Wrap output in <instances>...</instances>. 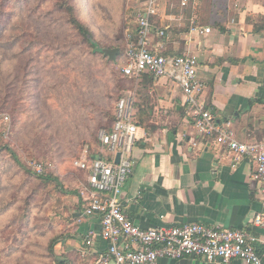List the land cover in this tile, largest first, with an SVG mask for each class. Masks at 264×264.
Segmentation results:
<instances>
[{
	"label": "crops",
	"instance_id": "crops-1",
	"mask_svg": "<svg viewBox=\"0 0 264 264\" xmlns=\"http://www.w3.org/2000/svg\"><path fill=\"white\" fill-rule=\"evenodd\" d=\"M151 19V50L167 57L196 56L205 106L219 120L230 121L238 140L264 141V0H187L185 5L181 0H157ZM194 25L211 31H192ZM139 78L149 87L151 123L157 127L137 130L133 170L118 194L124 213L142 228L195 221L244 229L256 237L254 245L264 264V227L253 223L262 207L258 186L252 184L253 160L236 158L184 122L183 95L174 80ZM90 229L99 231L96 217L78 224L72 248H81ZM104 245L97 236L87 251L96 260ZM154 264L225 263L194 255L158 258Z\"/></svg>",
	"mask_w": 264,
	"mask_h": 264
},
{
	"label": "rangeland",
	"instance_id": "rangeland-1",
	"mask_svg": "<svg viewBox=\"0 0 264 264\" xmlns=\"http://www.w3.org/2000/svg\"><path fill=\"white\" fill-rule=\"evenodd\" d=\"M32 1L35 4L21 3L22 13L34 12L37 0ZM74 1L79 17L93 31L98 51L115 47L124 51L144 0ZM39 12L29 22L45 38L51 37V30L57 34L53 49L7 52L1 61L12 105L0 109V264H52L55 255L72 264H96L86 244L79 249L70 244L80 224L78 196L61 194L52 184L29 176L3 148L14 150L27 171L51 173L66 189L80 192L87 172L75 161L88 159L89 150H101L105 114L118 97L133 90L120 89L117 82V75L124 77L121 58L111 63L90 53L77 37H66L64 29L54 26L56 20L50 26V17ZM65 37L73 42L69 48L59 42ZM56 44L63 49H55ZM29 88L37 89L36 95H30ZM51 240L58 241L52 251Z\"/></svg>",
	"mask_w": 264,
	"mask_h": 264
},
{
	"label": "built area",
	"instance_id": "built-area-1",
	"mask_svg": "<svg viewBox=\"0 0 264 264\" xmlns=\"http://www.w3.org/2000/svg\"><path fill=\"white\" fill-rule=\"evenodd\" d=\"M187 0H181L185 5ZM157 12V0H146L144 10L138 14L136 40L127 43L126 58L121 66L125 76L138 77L150 73L156 78L175 81L183 95L184 122L191 125L197 135L213 138L236 158L248 157L254 162L251 178L258 186L261 210L253 223L264 227V141L244 142L236 138L231 123L219 120L201 99L204 84L197 78L198 59L191 54L167 57L150 48L152 30L149 16ZM192 31L209 33L210 28ZM163 35V31H159ZM134 94L128 91L115 105L116 120L110 133L102 132L100 143L106 148L109 159L82 158L75 165L87 172L86 185L79 192L83 202L79 223L86 218L99 220V231L90 229L83 248L99 237L104 247L98 252L96 264H154L158 258L173 260L184 256L199 255L208 262L237 264H263L257 253L256 237L244 229L224 228L195 221L181 222L173 226L142 228L124 213L118 202V194L132 173L131 150L137 140L139 126L132 120ZM6 118V117H5ZM119 160L115 162V155ZM39 172V169H37Z\"/></svg>",
	"mask_w": 264,
	"mask_h": 264
},
{
	"label": "trees",
	"instance_id": "trees-1",
	"mask_svg": "<svg viewBox=\"0 0 264 264\" xmlns=\"http://www.w3.org/2000/svg\"><path fill=\"white\" fill-rule=\"evenodd\" d=\"M23 1H25L26 5L30 3L31 5L35 4V2L32 0H0V109H4L6 107L8 108L9 105H12L11 102H9L11 93L8 91L6 78L4 77V71L1 66L3 56L7 52H12L13 55H17L25 52H36V50L37 53H39L41 49L51 50L53 49V44L57 40L55 36L57 34H55L54 31L51 30L49 32V36H51L50 38H45L42 36L40 30L33 23V21L29 22V20L33 18H38L33 16L34 13L40 11L37 15H42L43 17L47 18L50 17V26L54 23V20H56L57 22L54 26L58 24L59 27L64 29L67 32L66 37H72V35L77 37L90 53H99L105 59H108L111 63H113V60L109 59L107 56H104L101 51H98L99 44L95 40L93 31L79 17L77 12V6L74 0H37V4L34 6V12L33 9H30V12L26 13L21 12L22 10L20 5ZM145 1L146 0H144V3ZM153 16L154 15L149 16V22L151 23V25V18ZM51 17L54 18L51 19ZM136 36L137 33H134L131 37V40L135 41ZM66 37L62 38L61 40L59 39V42L62 41L61 44L69 48L70 45L73 44V42H67ZM61 44H56L55 49L62 50L63 48L60 47ZM118 49L120 50V52L117 53L118 55H116V58H121L122 65L126 58L125 54L127 46H125L124 51H122V48ZM161 54L165 55L164 53ZM123 76L124 77H120V74L116 76L120 89L134 90L133 92H135L136 94V99L133 102L131 111L132 120L146 132L152 131L157 126L151 123V111L153 107L150 103V94L148 92L149 87L147 88V86H143V82H139V77L142 78L143 76H147L149 82H152V79L156 77L150 73H142L138 77L125 75ZM36 91L37 89L34 88H29L28 90L29 94L32 96L36 95ZM118 100L119 97L114 101L115 105ZM251 102L253 101H250V103ZM115 105L113 107V110L105 114L104 120L101 124V127L105 130L104 132L106 133H110L112 131L114 122L116 120ZM101 147V150H89L88 159L92 160L97 157L109 159V154L106 152V148L104 146ZM3 149L9 152V155L12 158L13 162L16 164V166L24 170V172L28 173L29 176L35 177L43 184H52L54 188L61 194L77 195L79 197V200L81 201V205H83V202L80 198V193L76 190L66 189L61 183L58 176H55L51 173H31L30 171H27L21 164L14 150L8 148L7 146H4ZM57 242L58 241L56 240L50 241V251L53 250ZM52 264H72V262L67 257H64L62 255H55Z\"/></svg>",
	"mask_w": 264,
	"mask_h": 264
},
{
	"label": "water",
	"instance_id": "water-1",
	"mask_svg": "<svg viewBox=\"0 0 264 264\" xmlns=\"http://www.w3.org/2000/svg\"><path fill=\"white\" fill-rule=\"evenodd\" d=\"M100 51L103 53L104 56H107L109 59L114 60L118 53V48H101ZM118 160H119V153H116L115 162H118ZM254 183L255 181L252 180V184Z\"/></svg>",
	"mask_w": 264,
	"mask_h": 264
}]
</instances>
